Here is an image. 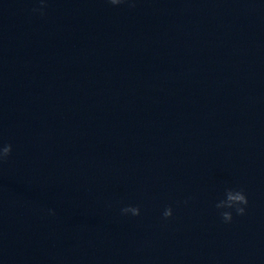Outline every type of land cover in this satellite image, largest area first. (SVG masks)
<instances>
[{
	"label": "clouds",
	"instance_id": "1",
	"mask_svg": "<svg viewBox=\"0 0 264 264\" xmlns=\"http://www.w3.org/2000/svg\"><path fill=\"white\" fill-rule=\"evenodd\" d=\"M41 2V8L40 9H33V11H42L44 7L45 0H40ZM109 3L112 5H119L124 2V0H108ZM12 153V145L7 144L4 145L2 148H0V163L7 160V158ZM248 198L246 194L244 193L243 189H232L228 188L225 190V198L220 200L216 204L217 209H234L237 215H244L245 214V207L248 205ZM122 214H128L131 213L133 216H139L140 215V208L134 207V206H128L121 209ZM173 215V210L171 207H168L164 210L163 216L165 219L171 217ZM223 221L225 223H229L233 219V215L231 211H222L220 213Z\"/></svg>",
	"mask_w": 264,
	"mask_h": 264
}]
</instances>
